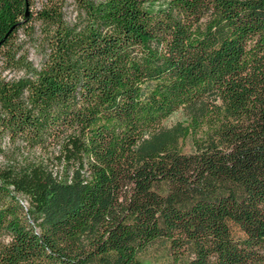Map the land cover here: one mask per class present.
Masks as SVG:
<instances>
[{"label":"trees","instance_id":"1","mask_svg":"<svg viewBox=\"0 0 264 264\" xmlns=\"http://www.w3.org/2000/svg\"><path fill=\"white\" fill-rule=\"evenodd\" d=\"M62 1L36 67L0 0V134L61 165H0V264H264V0Z\"/></svg>","mask_w":264,"mask_h":264},{"label":"rangeland","instance_id":"2","mask_svg":"<svg viewBox=\"0 0 264 264\" xmlns=\"http://www.w3.org/2000/svg\"><path fill=\"white\" fill-rule=\"evenodd\" d=\"M46 0H31L30 10L32 17L23 20V24L17 30L14 43L17 46V53L22 54L34 66L40 67L46 60L48 54V43L46 42L44 25L41 19L36 16V10L39 9ZM61 11L66 21L71 22L77 16L83 13L79 0H63ZM3 59L0 53V74L6 77L18 76L23 70L13 67H2ZM182 113L177 110L170 114L165 120V124L173 123L182 119ZM182 150H190L189 136L184 137L180 141ZM56 146L54 145H25L18 141L12 143L7 136L0 134V165H9L12 167H26L30 163L41 161L46 163L52 169H61V165L54 158L56 154ZM141 257L151 263L165 264L167 261L166 254L162 247H150L142 253Z\"/></svg>","mask_w":264,"mask_h":264}]
</instances>
